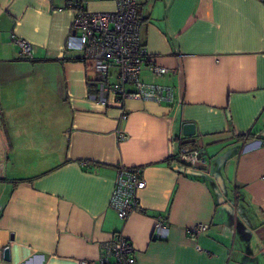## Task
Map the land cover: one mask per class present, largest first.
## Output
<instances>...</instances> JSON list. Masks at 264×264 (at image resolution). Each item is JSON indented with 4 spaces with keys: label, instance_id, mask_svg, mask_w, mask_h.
I'll return each instance as SVG.
<instances>
[{
    "label": "crops",
    "instance_id": "crops-1",
    "mask_svg": "<svg viewBox=\"0 0 264 264\" xmlns=\"http://www.w3.org/2000/svg\"><path fill=\"white\" fill-rule=\"evenodd\" d=\"M67 1L0 0V264L96 260L114 233L135 264H264V3L137 0L141 42L168 67L141 75L172 86L175 101L127 100L120 122V104L97 97L91 62L66 50ZM186 140L203 146L204 166L178 159ZM124 165L146 185L122 219L109 199ZM158 218L165 239L152 237ZM196 223L209 228L190 232Z\"/></svg>",
    "mask_w": 264,
    "mask_h": 264
},
{
    "label": "built area",
    "instance_id": "built-area-1",
    "mask_svg": "<svg viewBox=\"0 0 264 264\" xmlns=\"http://www.w3.org/2000/svg\"><path fill=\"white\" fill-rule=\"evenodd\" d=\"M115 8L110 11L93 12L85 6L84 0H68L67 6L76 11L72 21V32L68 35L66 50L81 52V61H90L97 74L98 99L107 101L112 97L120 104L119 120L128 118L123 107L127 100H140L157 104H171L175 101V91L170 85L145 80L141 71L147 69L160 77L168 72V67L157 62L149 54L140 39V24L137 0H114ZM264 3V0H259ZM20 55L33 56L32 44L23 38L15 39ZM264 115V110H262ZM122 142L128 138L124 129L115 131ZM178 159L191 166H204L207 162L203 146L198 142H183ZM146 185L138 166L124 165L118 169L110 194L109 206L118 217L125 219L139 207L138 193ZM209 228L208 224L196 223L190 232L200 234ZM152 237H168V224L158 218ZM104 253L96 260L80 261L78 264H135L131 242L120 233H114L103 245Z\"/></svg>",
    "mask_w": 264,
    "mask_h": 264
},
{
    "label": "water",
    "instance_id": "water-1",
    "mask_svg": "<svg viewBox=\"0 0 264 264\" xmlns=\"http://www.w3.org/2000/svg\"><path fill=\"white\" fill-rule=\"evenodd\" d=\"M183 133H184L185 136L194 135V133H195L194 124L185 123L183 125ZM3 256H4L5 259H9V248L8 247L4 248Z\"/></svg>",
    "mask_w": 264,
    "mask_h": 264
},
{
    "label": "trees",
    "instance_id": "trees-1",
    "mask_svg": "<svg viewBox=\"0 0 264 264\" xmlns=\"http://www.w3.org/2000/svg\"><path fill=\"white\" fill-rule=\"evenodd\" d=\"M73 60H80V57L72 58ZM199 167V166H197Z\"/></svg>",
    "mask_w": 264,
    "mask_h": 264
}]
</instances>
